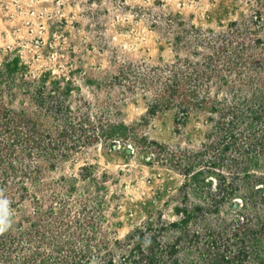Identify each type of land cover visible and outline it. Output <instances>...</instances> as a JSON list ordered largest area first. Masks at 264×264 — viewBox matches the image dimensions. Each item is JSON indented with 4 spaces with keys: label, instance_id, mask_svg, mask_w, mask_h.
Instances as JSON below:
<instances>
[{
    "label": "rangeland",
    "instance_id": "rangeland-1",
    "mask_svg": "<svg viewBox=\"0 0 264 264\" xmlns=\"http://www.w3.org/2000/svg\"><path fill=\"white\" fill-rule=\"evenodd\" d=\"M0 190V264H264V0H0Z\"/></svg>",
    "mask_w": 264,
    "mask_h": 264
},
{
    "label": "clouds",
    "instance_id": "clouds-1",
    "mask_svg": "<svg viewBox=\"0 0 264 264\" xmlns=\"http://www.w3.org/2000/svg\"><path fill=\"white\" fill-rule=\"evenodd\" d=\"M11 215L9 201L4 197L3 191L0 190V234L11 227Z\"/></svg>",
    "mask_w": 264,
    "mask_h": 264
},
{
    "label": "trees",
    "instance_id": "trees-1",
    "mask_svg": "<svg viewBox=\"0 0 264 264\" xmlns=\"http://www.w3.org/2000/svg\"><path fill=\"white\" fill-rule=\"evenodd\" d=\"M117 126H119V125H117Z\"/></svg>",
    "mask_w": 264,
    "mask_h": 264
},
{
    "label": "water",
    "instance_id": "water-1",
    "mask_svg": "<svg viewBox=\"0 0 264 264\" xmlns=\"http://www.w3.org/2000/svg\"><path fill=\"white\" fill-rule=\"evenodd\" d=\"M209 183V182H208Z\"/></svg>",
    "mask_w": 264,
    "mask_h": 264
}]
</instances>
